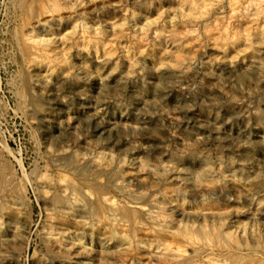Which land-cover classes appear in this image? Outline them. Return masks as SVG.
<instances>
[{
	"label": "rangeland",
	"instance_id": "obj_1",
	"mask_svg": "<svg viewBox=\"0 0 264 264\" xmlns=\"http://www.w3.org/2000/svg\"><path fill=\"white\" fill-rule=\"evenodd\" d=\"M0 264H264V0H0Z\"/></svg>",
	"mask_w": 264,
	"mask_h": 264
}]
</instances>
